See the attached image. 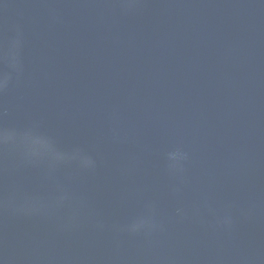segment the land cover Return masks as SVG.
Masks as SVG:
<instances>
[{
	"label": "water",
	"instance_id": "water-1",
	"mask_svg": "<svg viewBox=\"0 0 264 264\" xmlns=\"http://www.w3.org/2000/svg\"><path fill=\"white\" fill-rule=\"evenodd\" d=\"M4 77L0 264H264V0H0Z\"/></svg>",
	"mask_w": 264,
	"mask_h": 264
},
{
	"label": "clouds",
	"instance_id": "clouds-1",
	"mask_svg": "<svg viewBox=\"0 0 264 264\" xmlns=\"http://www.w3.org/2000/svg\"><path fill=\"white\" fill-rule=\"evenodd\" d=\"M7 80V77H4L3 79H0V87H3L5 81ZM13 134L12 133H0V140L9 139L11 138ZM25 140H27V137H24ZM38 141H33L32 144H36ZM32 145L26 144V147H31Z\"/></svg>",
	"mask_w": 264,
	"mask_h": 264
}]
</instances>
